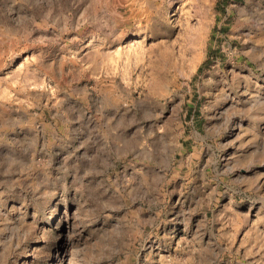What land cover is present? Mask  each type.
<instances>
[{"label":"rangeland","instance_id":"rangeland-1","mask_svg":"<svg viewBox=\"0 0 264 264\" xmlns=\"http://www.w3.org/2000/svg\"><path fill=\"white\" fill-rule=\"evenodd\" d=\"M0 264H264V0H0Z\"/></svg>","mask_w":264,"mask_h":264}]
</instances>
